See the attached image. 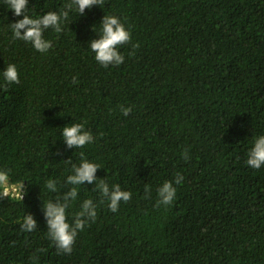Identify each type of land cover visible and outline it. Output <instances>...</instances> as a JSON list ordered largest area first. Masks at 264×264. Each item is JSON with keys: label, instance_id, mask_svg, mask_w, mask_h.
<instances>
[{"label": "trees", "instance_id": "16d2710c", "mask_svg": "<svg viewBox=\"0 0 264 264\" xmlns=\"http://www.w3.org/2000/svg\"><path fill=\"white\" fill-rule=\"evenodd\" d=\"M65 3L29 0L27 14ZM106 14L131 31L124 63L107 68L89 46ZM22 18L0 0V168L26 189L23 200H0V264H264V165L246 163L264 135V0H104L72 11L61 33L45 30L46 53L13 38L10 24ZM10 63L19 84L3 78ZM75 122L95 137L82 149L62 137ZM81 152L101 166L97 183L132 196L112 212L95 183L79 185L69 220L85 199L97 217L71 254L59 253L43 203L70 191ZM169 180L176 198L158 206ZM27 213L32 232L20 227Z\"/></svg>", "mask_w": 264, "mask_h": 264}, {"label": "clouds", "instance_id": "9594fccd", "mask_svg": "<svg viewBox=\"0 0 264 264\" xmlns=\"http://www.w3.org/2000/svg\"><path fill=\"white\" fill-rule=\"evenodd\" d=\"M104 0H66V3L59 11H48L43 15L33 17L27 14L29 0H4V4L8 9L13 10L14 15L22 19L11 23L13 38L23 40L32 44L35 50L46 53L53 47L52 41L46 39L44 32L47 29H53L56 33H61L63 29V21H66L72 11H78L80 15L84 14L86 8H92L93 5H102ZM99 39L91 40L89 46L95 54V60L107 68L110 65H120L124 63L125 57L120 51L122 45L131 42L130 28L125 25L122 20L116 15L106 14L102 21ZM94 31L95 28L93 26ZM139 47V44L133 45ZM3 78L8 84L20 83V75L17 66L10 63L3 70ZM76 78H73V83H76ZM121 111L124 116H128L131 112L130 107L121 106ZM63 140L69 148H84L86 145L93 143L95 137L89 130H85L83 123H72L63 127ZM81 161L77 165L72 163V174L67 176V185H71L70 191L59 193L58 183L54 179H48L46 188L51 192L59 194L54 200L44 201V215L47 221V235L54 243L59 253L71 254L76 238L89 222H94L97 217V204L93 199H85L80 204V210L76 212L72 219L69 220L68 209L72 203L78 199V186L95 183V189L101 194V203L105 200L108 202V207L112 212L119 210L121 202H127L131 199V192L122 190L119 184H114L111 187L105 180H100L97 183V169L101 166L98 163L90 161L84 152L80 153ZM185 160L190 159L188 150L183 153ZM71 163L70 159L66 160ZM247 165L253 169H259L264 165V135L256 137L254 146L248 152ZM11 169L0 168V200L5 197H14L24 199L25 184L24 181L13 183L10 179ZM183 176L176 175L175 184L183 183ZM146 193L150 196L151 189L149 185L145 186ZM177 188L173 181H165L162 186L157 189V205L168 206L173 203L176 198ZM37 220L33 214L25 215L20 227L24 232H32L37 228ZM37 251H43L38 249Z\"/></svg>", "mask_w": 264, "mask_h": 264}]
</instances>
